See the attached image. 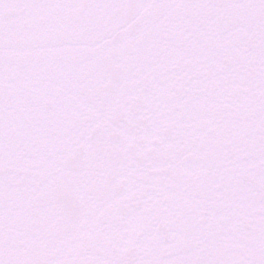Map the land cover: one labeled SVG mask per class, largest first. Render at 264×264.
I'll list each match as a JSON object with an SVG mask.
<instances>
[{"label": "snow or ice", "instance_id": "snow-or-ice-1", "mask_svg": "<svg viewBox=\"0 0 264 264\" xmlns=\"http://www.w3.org/2000/svg\"><path fill=\"white\" fill-rule=\"evenodd\" d=\"M0 264H264V0H0Z\"/></svg>", "mask_w": 264, "mask_h": 264}]
</instances>
